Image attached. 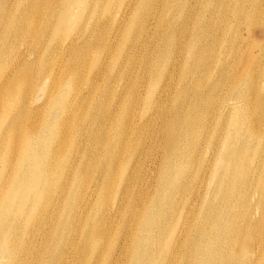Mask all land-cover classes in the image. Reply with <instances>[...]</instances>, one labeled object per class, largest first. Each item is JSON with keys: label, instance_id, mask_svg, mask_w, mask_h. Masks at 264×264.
<instances>
[{"label": "bare ground", "instance_id": "obj_1", "mask_svg": "<svg viewBox=\"0 0 264 264\" xmlns=\"http://www.w3.org/2000/svg\"><path fill=\"white\" fill-rule=\"evenodd\" d=\"M73 1L75 7L91 5L89 9L102 8L109 15L105 22L94 20L91 27L95 32L99 27L109 26V37L101 40L105 47L117 46L122 42L121 37L136 41L132 36L137 35V44L134 42L127 48L128 66L138 54L139 36L150 19L151 4L162 1L163 7L167 5L166 0H118L108 8L102 0ZM185 1L179 0L183 7ZM204 6L206 17L195 12L185 50L192 63L202 61L200 81L207 78L209 83L201 92L195 89L190 96L188 88L181 85L178 90L187 100L183 106L165 108V93L176 77L177 68L172 66L163 73L158 87L146 88L145 95L130 90L122 96L126 101L118 100L109 115L96 110L103 108L102 103H95V95H101L99 90L103 85L98 69L87 71L81 87L71 85L67 93L61 87L64 82L55 78L42 94V105L32 108L22 94L25 78L43 63L61 66L66 52L75 49L78 43L75 39L59 42L51 52L36 53L39 56H35L34 50L14 54L6 65L5 59L0 58V99L6 102L4 106L9 114L0 124V264L97 262L107 234L100 231L103 228L94 232V237L90 232L86 234L87 240L95 244L93 253L91 247L75 262L66 261L78 244L75 242L78 223L84 216L86 222L92 220L89 217L92 202L100 191L106 192L105 185L114 179L113 166L118 158L111 151L120 152L132 139L146 138L147 131H152V143L145 146L142 162L133 166L131 174L141 189V198H145L142 207L146 208L142 215L130 211L123 217L122 230L130 226V221H137L139 228L136 235L126 232L130 252L122 264H207L208 258L218 264H264V67H261L264 49L252 42L244 43L246 39L230 23L250 24L255 14L264 12V0H205ZM42 10H52L48 0H0V41L6 40L8 49L14 48L23 34L37 42L42 31L33 28L27 31L21 24L30 22ZM163 18H151L158 32L152 54L144 61L146 70L164 50L161 44L166 34L161 25L165 23L173 32L184 26L185 20H176L171 14ZM81 40L83 50L90 40ZM199 43L204 44L205 50ZM29 55L34 56L30 64L25 60ZM222 57L227 60L221 61ZM99 61L101 66L104 58ZM133 69L132 65L126 72L118 70L115 76L106 78L111 84L126 83ZM56 93L58 100L49 105ZM89 94L90 100L86 98ZM48 105L52 107L47 129L40 132L41 112L47 111ZM67 105L72 109L78 105L93 106L98 126L89 131H67L70 118L58 111ZM138 107H145L144 117L135 111ZM124 112L131 113L125 127L121 123L113 127V118ZM168 116L173 120L171 129L168 128L171 123L166 122ZM137 118L142 121L137 122ZM158 118L161 126L154 130L153 120ZM62 124L66 130L60 132ZM115 132L116 142L106 154L101 148L103 141ZM190 146L196 152L193 162L185 155ZM174 157H179L177 164L172 161ZM190 164L203 165V174L199 181L196 177L195 186L183 187L184 170ZM211 181L213 186L209 189ZM178 189H183V194L191 189L192 202L182 207L179 217L182 221L177 228V207H173L181 204L180 197L174 196ZM78 192H83V196H78ZM259 209L262 214L256 220L254 212ZM192 219L197 221L194 226ZM47 224L54 227L48 228ZM252 239L255 245L250 251L248 245ZM232 242L248 249L256 260L240 257ZM163 247L168 253L156 256L155 251Z\"/></svg>", "mask_w": 264, "mask_h": 264}, {"label": "rangeland", "instance_id": "obj_2", "mask_svg": "<svg viewBox=\"0 0 264 264\" xmlns=\"http://www.w3.org/2000/svg\"><path fill=\"white\" fill-rule=\"evenodd\" d=\"M100 1V0H98ZM103 4L106 3L108 8L113 5H116L118 0H102ZM12 2V0H11ZM162 1L159 3L153 2L149 8L150 16L145 27V31L139 36L141 40V45L138 46V54L135 57V60H131L130 66L126 63L129 60V54L127 51L128 46H132L135 42L137 44L136 34L132 36L133 41L131 39H125L121 37L122 42H119L117 46H110L105 47L103 45L102 39H106L109 37V26H102L92 31V23L94 20L105 22L108 20L109 15H106V11L102 10V8H97L96 10H92L86 7H75L77 5L74 3L73 0H48V5L51 7V11L42 10L41 13H37L30 22H24L21 24V28H27L31 30L32 28L35 31H42V35L40 36L37 42H34L31 38L27 37V34H23L22 38L14 44V48L8 49L6 40L0 41V58L5 59L4 64L6 65L9 63V57L13 56L14 54H28L31 50H34L35 56H39L37 54L43 52H51L59 42H65L71 39H75L78 43L75 49L66 52L65 57L63 58L62 65L59 67H54L48 63H43L41 66H36L33 69V73L30 76H27L25 86L23 87L22 94L24 95V99L26 102L31 103L32 108L35 106L42 105V94L47 90L48 86L52 85V82L55 78L62 80L64 83L61 86L62 89L68 92L69 87L72 85L73 87L79 86L83 83L82 78L84 74L89 71L99 70L101 73V77L103 80V85H101L100 92L101 95H95V103H102V109H95L101 111L102 113H107L108 115L112 113L113 109L115 108L116 102L120 99H124L122 96L128 94L130 90H134L137 94L145 95L146 88H150L152 86L158 87L161 84L163 73L172 66L177 68L175 80L168 87L167 92L165 93V108H170L175 105H186V99L184 100L183 96L180 93L179 87L183 85L184 88H188V95L190 96L195 89H198L199 92L209 83L207 78L203 81H200L201 72L199 71V66L202 65V61L200 60L199 63L195 61L192 63L190 59V54L188 55V51L185 50V46L188 44L190 40V33L194 23L195 12L199 11L200 14L205 15V0H186L184 2L185 6L183 7L179 0H166L167 5L164 7L161 4ZM78 8V9H77ZM69 13V18L67 14ZM174 16L176 20L184 21V26L182 29L174 31L168 28L165 23L161 25V30L166 34V39H162V44L164 46V50L162 54L151 63L150 68L147 70L144 67V61L149 58L152 54V49L155 47L154 41L156 39V35L158 29L151 18H157L164 16L163 19H166L169 15ZM72 15V17H70ZM63 16V19H62ZM129 16H127L128 19ZM126 19V20H127ZM207 21V19H206ZM232 27L237 29V34H240L246 44L254 43L258 46H261L264 49V12L260 11L259 14H255L251 19L250 24H238L235 25L234 22H230ZM47 24V28L44 26ZM135 27V26H134ZM125 32V31H124ZM124 32L120 34L123 35ZM248 36V38H247ZM91 37V39H89ZM87 38L89 41L88 47L81 50V39ZM249 40V41H248ZM248 42V43H247ZM102 43V44H101ZM202 49L205 50L204 44L199 43ZM127 46V47H126ZM107 48H110L108 51ZM166 51V52H165ZM120 53V56L118 55ZM169 52V53H168ZM255 55H258V49L254 50ZM37 53V54H36ZM168 54V55H167ZM117 55L118 57H114ZM167 55L166 58L163 59V56ZM111 56H113V64L111 62ZM104 58V61L101 66L100 61ZM221 61H225L224 57L220 58ZM28 64L34 61V56L29 55L26 59ZM106 60V61H105ZM134 66L133 74L131 78L126 82L122 83L121 81H116V83L111 84L108 82L109 80L106 76L111 77L115 76L118 70L122 72H126L128 68ZM261 67H264V59L261 60ZM151 72V76L147 73V71ZM51 72V73H50ZM149 72V73H150ZM46 74L42 79H40L43 74ZM2 75V74H1ZM1 80V78H0ZM79 81V83H78ZM123 87V90H120ZM59 93V92H58ZM58 93L54 95V99L51 100L49 105H52L54 102L58 100ZM65 93V94H66ZM68 94L66 98L69 96ZM91 94L87 95L86 98L90 100L92 98ZM5 103L2 102L0 99V124L4 123L8 118L9 114L5 108ZM35 103H37L35 105ZM47 106V111L41 112L42 120L39 123V130L40 132L46 131L48 117L50 108L52 106ZM86 105L82 108L75 107H68L58 109L61 115L68 116L70 118L69 124L67 126V131H71L76 133L80 130L89 131L93 127L98 126V122L95 121L94 113H93V106ZM141 108V109H140ZM45 109V108H44ZM35 110V109H34ZM144 110L145 107H138L135 111L140 112V116L144 117ZM256 112H254L255 114ZM127 116V117H126ZM131 113L124 112L123 115L115 116L113 127H116L117 124L121 123L122 127H125L128 120L130 118ZM126 117V118H125ZM140 117V118H143ZM140 118H137V122H140ZM168 125L171 123L172 128L173 120L169 118L166 119ZM131 122V121H130ZM161 126V120L154 119L152 124V129H158ZM66 128L62 124L59 127V131L63 132ZM152 132V131H151ZM151 132L147 131L146 138H140L139 141L132 139L130 141V145L126 146L122 151L116 152L114 150L111 151L114 157L118 158L117 164L113 166V174L114 179L113 181L109 182L105 186L106 192L98 193V196L92 202V211L90 216L92 220H88L86 222V218L82 217L80 222L78 223V234L75 237V242L78 243L72 250L71 256L66 257L67 262H75L76 259L83 257V254L86 255V249L88 251L92 247V253L94 252V242L91 239L87 240L86 234L90 232V236L94 237V232H98L100 230L102 232L106 231L107 234L105 239L101 243L100 247V258L94 264H122V261L125 262L127 254L130 252L129 248V238L126 235V232L130 231L129 234L136 235L137 229L139 228V224L137 221H130V226L126 227L124 230L121 229L123 217L128 214L130 211L135 212L136 215H142L146 207H142V204L145 198H141L140 187L135 182V177H131L133 166L136 163L141 164L142 159V151L145 149L146 145L152 143L150 139ZM116 133V132H115ZM113 134L112 136H108L101 146L104 149L105 153H110L112 145L115 144L118 134ZM69 144L73 143V139L70 138ZM156 145H159L156 143ZM68 154V152H66ZM185 155L193 162L196 158L195 149L190 146L185 152ZM99 159L102 160L103 157L100 156ZM174 164H177L179 161V157H174L172 159ZM97 166V165H96ZM91 173L92 169L89 170ZM96 171V170H95ZM141 169V174H142ZM135 174V173H134ZM203 174V165L200 167H196L193 164H190L188 168L184 170V185L183 187L187 186H195V179L199 181V178ZM89 175V174H88ZM182 185H178L181 187ZM213 182L209 184V189H212ZM150 189H148L147 193ZM175 190L174 196L176 198L180 197L179 202L181 204H175L173 209H177V216H176V227L178 228L181 224L180 213L182 211V207L185 204H189L192 202V198L190 197L191 189L183 194V189L181 191ZM78 196H83V192H78ZM76 195V196H77ZM139 195V196H138ZM78 196L76 200L78 199ZM149 198V196L147 197ZM177 200V201H178ZM182 202L184 204L182 205ZM146 206V205H145ZM264 207V205H262ZM144 208V209H143ZM186 207H184L185 209ZM155 211H157L155 209ZM88 212V211H87ZM262 214V210H256L254 212V218L256 220L260 219V215ZM85 215H88L85 213ZM99 222L100 227L99 229L96 228V224ZM191 224H197L196 220L191 221ZM245 227L249 226V224L242 223ZM53 228V224H47L46 227ZM252 229V226H249ZM48 237L46 238V240ZM256 239V238H255ZM254 239V240H255ZM252 239L250 241V251L252 247L254 248L255 242ZM232 245H235L232 242ZM240 245H235L238 248V253L240 257L254 258L255 256L249 252L248 249L244 250L239 247ZM87 251V252H88ZM156 256H162L165 253H168V250L163 247L162 250H156ZM221 253V250L218 251ZM123 260H121V258ZM78 261V260H77ZM207 264H218L217 261H211L209 258L207 259ZM222 264V263H221Z\"/></svg>", "mask_w": 264, "mask_h": 264}]
</instances>
